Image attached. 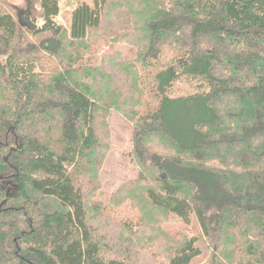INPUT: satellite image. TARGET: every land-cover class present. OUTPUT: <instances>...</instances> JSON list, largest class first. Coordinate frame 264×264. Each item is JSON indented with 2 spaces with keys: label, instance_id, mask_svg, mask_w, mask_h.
Masks as SVG:
<instances>
[{
  "label": "trees",
  "instance_id": "1",
  "mask_svg": "<svg viewBox=\"0 0 264 264\" xmlns=\"http://www.w3.org/2000/svg\"><path fill=\"white\" fill-rule=\"evenodd\" d=\"M60 4H0V264H264V0Z\"/></svg>",
  "mask_w": 264,
  "mask_h": 264
},
{
  "label": "rangeland",
  "instance_id": "2",
  "mask_svg": "<svg viewBox=\"0 0 264 264\" xmlns=\"http://www.w3.org/2000/svg\"><path fill=\"white\" fill-rule=\"evenodd\" d=\"M83 2H91V0H61V13L57 18L58 22L68 29L70 26L72 11ZM0 4L9 9L10 12L16 14L18 10L24 7V0H0ZM102 43L106 50L108 48H113V46L115 48L118 47L109 41H102ZM110 127L112 131V147L110 149V154L104 163L101 175L104 192L107 195L115 193L124 182L134 180L139 170L136 162L131 156L132 141L130 123L126 122L119 115H113L110 119ZM115 212L126 218L134 216L127 206H122L116 209ZM110 238L111 240L115 239V243H117L114 236H110ZM121 242L123 243V239H121ZM210 257V253H205L203 257L195 262V264H209Z\"/></svg>",
  "mask_w": 264,
  "mask_h": 264
}]
</instances>
